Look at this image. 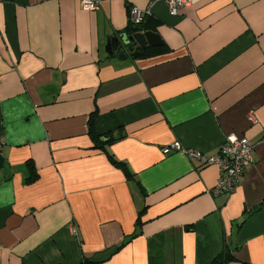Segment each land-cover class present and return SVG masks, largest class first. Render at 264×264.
Masks as SVG:
<instances>
[{
    "label": "crops",
    "instance_id": "0c3cea01",
    "mask_svg": "<svg viewBox=\"0 0 264 264\" xmlns=\"http://www.w3.org/2000/svg\"><path fill=\"white\" fill-rule=\"evenodd\" d=\"M82 1L0 0V264H264V0L156 1L165 51L126 59L107 38L151 0ZM232 133L255 148L229 195L163 151Z\"/></svg>",
    "mask_w": 264,
    "mask_h": 264
},
{
    "label": "built area",
    "instance_id": "2783aa9c",
    "mask_svg": "<svg viewBox=\"0 0 264 264\" xmlns=\"http://www.w3.org/2000/svg\"><path fill=\"white\" fill-rule=\"evenodd\" d=\"M156 1L151 0L148 6L144 9L134 7L131 11L134 22L141 23L147 16L151 14V9ZM164 1L171 15H177L185 6H190L199 0H160ZM83 8L86 10H97L100 8L98 0H83ZM251 120L256 121V118L251 115ZM3 138H0V152L4 145ZM254 144L244 136L237 134H229L225 137L224 142L218 150L213 153H207L193 147H186L180 141H174L172 144L165 146V153L181 152L191 160H197L203 165H215L221 175L212 189L214 195H229L231 194L241 179L249 165L254 162Z\"/></svg>",
    "mask_w": 264,
    "mask_h": 264
},
{
    "label": "trees",
    "instance_id": "16d2710c",
    "mask_svg": "<svg viewBox=\"0 0 264 264\" xmlns=\"http://www.w3.org/2000/svg\"><path fill=\"white\" fill-rule=\"evenodd\" d=\"M156 26L157 25L155 24V22L152 21V19L150 18L148 21L145 20V21H143L141 23L130 22L123 32H125V33H127L129 35L134 34L135 32H140V31H153V32H156L157 31V27ZM153 48L156 49L157 52H164L165 51L163 49L164 48L163 46H160V47L148 46L147 48H145L146 50L139 51L138 54L135 57H140V56L146 55V52L148 50H152ZM96 115H97V112L95 111L90 116L89 133L91 134L92 138L96 141L95 147L102 148L105 151H107L105 145H106V143L108 141L114 140L113 131H109V132H107L105 134H98L97 132H95L94 123H95ZM109 157H110V159L112 160V162L114 164H116L118 166H121V167H124L125 171L129 175L133 176L131 171L127 168V166L123 162L118 161L111 154H109ZM28 165H29V168H30V171H31V174H30L28 180L30 182H33V181H35L38 178V170H37L35 164L32 161H29ZM220 258H222L221 261H219ZM231 259H232L231 255H226V256L222 257L221 254H220V255L216 256V258L214 259V262H218L220 264H224V263H226L227 261H229ZM81 264H96V261H93L92 259H85V260L82 261Z\"/></svg>",
    "mask_w": 264,
    "mask_h": 264
},
{
    "label": "water",
    "instance_id": "95a60500",
    "mask_svg": "<svg viewBox=\"0 0 264 264\" xmlns=\"http://www.w3.org/2000/svg\"><path fill=\"white\" fill-rule=\"evenodd\" d=\"M148 20L149 18L147 17L146 21ZM163 44L164 40L157 32L140 31L131 35L123 32L118 35L109 36L107 38L106 49L109 55L126 59L128 56H136L140 50L148 46H160Z\"/></svg>",
    "mask_w": 264,
    "mask_h": 264
},
{
    "label": "flooded vegetation",
    "instance_id": "af4514ba",
    "mask_svg": "<svg viewBox=\"0 0 264 264\" xmlns=\"http://www.w3.org/2000/svg\"><path fill=\"white\" fill-rule=\"evenodd\" d=\"M125 48H127V47H125Z\"/></svg>",
    "mask_w": 264,
    "mask_h": 264
}]
</instances>
